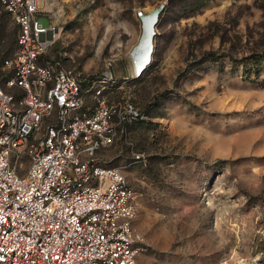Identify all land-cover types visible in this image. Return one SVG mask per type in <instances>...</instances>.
<instances>
[{
  "label": "rangeland",
  "instance_id": "374dc122",
  "mask_svg": "<svg viewBox=\"0 0 264 264\" xmlns=\"http://www.w3.org/2000/svg\"><path fill=\"white\" fill-rule=\"evenodd\" d=\"M39 3L40 21L59 31L45 60L140 114L101 157L135 194L137 263L264 264V75L244 67L264 53V0ZM161 6L150 64L135 78L140 15ZM16 38L0 12V66Z\"/></svg>",
  "mask_w": 264,
  "mask_h": 264
},
{
  "label": "built area",
  "instance_id": "2783aa9c",
  "mask_svg": "<svg viewBox=\"0 0 264 264\" xmlns=\"http://www.w3.org/2000/svg\"><path fill=\"white\" fill-rule=\"evenodd\" d=\"M41 5L0 0L17 27L0 66V264H138L135 194L101 157L140 114L45 60L59 31L40 21Z\"/></svg>",
  "mask_w": 264,
  "mask_h": 264
},
{
  "label": "bare ground",
  "instance_id": "6f19581e",
  "mask_svg": "<svg viewBox=\"0 0 264 264\" xmlns=\"http://www.w3.org/2000/svg\"><path fill=\"white\" fill-rule=\"evenodd\" d=\"M148 39H149V36L147 34V29L145 26H143V32H142V36L140 38L139 44L135 47L137 49L135 50L133 55H131V57H133L131 58V62H132V67L134 68V70L136 69L145 70L150 64V60H151V56L153 52V38L151 40V46L149 44Z\"/></svg>",
  "mask_w": 264,
  "mask_h": 264
},
{
  "label": "trees",
  "instance_id": "16d2710c",
  "mask_svg": "<svg viewBox=\"0 0 264 264\" xmlns=\"http://www.w3.org/2000/svg\"><path fill=\"white\" fill-rule=\"evenodd\" d=\"M244 67L247 71L248 77L253 74L254 78L258 79L261 74L264 75V53L253 56L250 61L244 65ZM258 85L264 88V77L261 79Z\"/></svg>",
  "mask_w": 264,
  "mask_h": 264
},
{
  "label": "water",
  "instance_id": "95a60500",
  "mask_svg": "<svg viewBox=\"0 0 264 264\" xmlns=\"http://www.w3.org/2000/svg\"><path fill=\"white\" fill-rule=\"evenodd\" d=\"M162 9H163V6L150 11L149 14L140 15L142 24L147 29V34L149 36L148 40H149L150 46H151V40L154 36V29H155V25L157 23L158 15L162 11ZM136 49L137 48L133 49L132 50L133 52L130 55H133V53L135 52ZM131 58H133V57H131Z\"/></svg>",
  "mask_w": 264,
  "mask_h": 264
},
{
  "label": "crops",
  "instance_id": "0c3cea01",
  "mask_svg": "<svg viewBox=\"0 0 264 264\" xmlns=\"http://www.w3.org/2000/svg\"><path fill=\"white\" fill-rule=\"evenodd\" d=\"M87 106H91L92 104H86Z\"/></svg>",
  "mask_w": 264,
  "mask_h": 264
}]
</instances>
